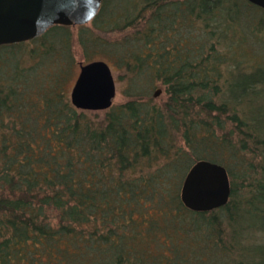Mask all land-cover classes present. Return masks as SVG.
<instances>
[{
    "label": "trees",
    "instance_id": "trees-1",
    "mask_svg": "<svg viewBox=\"0 0 264 264\" xmlns=\"http://www.w3.org/2000/svg\"><path fill=\"white\" fill-rule=\"evenodd\" d=\"M92 60L124 101L71 104ZM201 159L231 193L195 212L180 188ZM0 264H264V8L102 0L0 45Z\"/></svg>",
    "mask_w": 264,
    "mask_h": 264
},
{
    "label": "water",
    "instance_id": "water-1",
    "mask_svg": "<svg viewBox=\"0 0 264 264\" xmlns=\"http://www.w3.org/2000/svg\"><path fill=\"white\" fill-rule=\"evenodd\" d=\"M264 8V0H247ZM102 0H0V45L29 41L54 25L76 26L89 23L98 13ZM161 89L154 92L157 97ZM116 96V84L110 65L104 60L79 63V71L70 90L71 104L80 110L109 109ZM231 193L225 167L201 159L186 172L180 199L195 212L224 206Z\"/></svg>",
    "mask_w": 264,
    "mask_h": 264
},
{
    "label": "rangeland",
    "instance_id": "rangeland-1",
    "mask_svg": "<svg viewBox=\"0 0 264 264\" xmlns=\"http://www.w3.org/2000/svg\"><path fill=\"white\" fill-rule=\"evenodd\" d=\"M76 51L78 53V50H76ZM80 63H82V62H80ZM78 71H79V66H77L76 70H75V79H76V76L78 74ZM112 72H113V77H114L115 84H116V96H115L113 104H116V103L124 101L125 98L121 94V91H120L121 90V83L117 81V73L114 70H112ZM75 79H74V81H75ZM74 81H73V83H74ZM162 94L163 93L161 92V94H159V95H162Z\"/></svg>",
    "mask_w": 264,
    "mask_h": 264
}]
</instances>
